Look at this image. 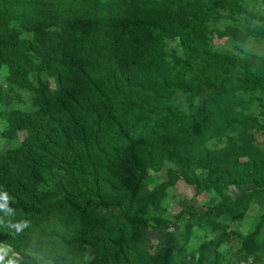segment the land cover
<instances>
[{"label": "trees", "instance_id": "obj_1", "mask_svg": "<svg viewBox=\"0 0 264 264\" xmlns=\"http://www.w3.org/2000/svg\"><path fill=\"white\" fill-rule=\"evenodd\" d=\"M168 1L0 0V70L8 83L32 90L35 105L0 111L4 135L26 131L19 145L0 151V244L11 248L0 251L5 261L171 264V247L151 253L142 243L149 223L136 209L148 171L168 157L179 162V148L211 124V104L233 90L263 89L264 69L196 41L211 2ZM166 39L180 41L175 69L165 58ZM174 88L197 97L193 112L169 104ZM10 100L0 84V105ZM221 155L208 154L212 163L237 164V154ZM247 157L252 168L243 178L262 177L259 158ZM180 165L182 179L218 197L202 211L181 210L186 228L264 191L233 200L226 189L237 173L199 178L192 163ZM222 235L200 245L196 264H223ZM242 241L246 252L264 249L252 235Z\"/></svg>", "mask_w": 264, "mask_h": 264}, {"label": "rangeland", "instance_id": "obj_2", "mask_svg": "<svg viewBox=\"0 0 264 264\" xmlns=\"http://www.w3.org/2000/svg\"><path fill=\"white\" fill-rule=\"evenodd\" d=\"M201 1L211 2L214 9L197 34L196 41L241 57L256 71L263 70L264 0H198ZM151 2L167 7L169 1ZM20 35L31 37L32 33L22 30ZM164 50L165 58L174 68L178 57L183 56L179 39H166ZM35 60L37 61L36 58ZM49 81L54 85L53 78H49ZM0 84L11 97L9 102L0 105V111L35 108L34 92L8 83L4 69L0 70ZM197 103V97L188 95L180 88H174L169 101L170 105L187 112H193ZM206 114L211 124L199 130L189 143H184V148H179L177 157L180 164L185 161L192 163L199 178L216 174L219 170L237 173L239 180L226 189L233 200L251 190H264L261 180L264 182V88L233 90L211 104ZM6 126L0 117V151L19 145L26 135V131L19 130L14 137H7L3 133ZM238 149L243 153L235 152ZM209 152L222 154L226 158L237 154V164L212 163ZM247 156L259 158L255 168L263 178H243L252 168ZM179 162L175 156L168 157L159 170L148 171L149 177L145 181L143 195L136 209V214L146 218L149 223L142 241L145 249L157 253L169 246L172 248L171 264H196L200 245L224 234L219 248L223 264H264V249H257L256 254L246 252L242 241L243 237L252 235L256 241L254 244L264 243V191L250 197L237 208L214 214L203 225L190 221L191 225L189 222V227L186 228L188 213L179 215L181 210L193 207L202 211L216 202L218 197L206 184L198 190L182 179L180 172L186 170ZM0 248H6L7 251L11 249L4 244H0Z\"/></svg>", "mask_w": 264, "mask_h": 264}, {"label": "clouds", "instance_id": "obj_3", "mask_svg": "<svg viewBox=\"0 0 264 264\" xmlns=\"http://www.w3.org/2000/svg\"><path fill=\"white\" fill-rule=\"evenodd\" d=\"M5 199H6V194H5ZM6 205L4 204H0V207H5ZM27 222L26 221H23V222H20V223H17L15 225L16 229L19 231L21 230L24 225L26 224ZM0 251H3V252H6L7 249L6 248H0ZM0 262H2V264H15V261H13L12 259H8V260H4L3 259V255H0Z\"/></svg>", "mask_w": 264, "mask_h": 264}]
</instances>
